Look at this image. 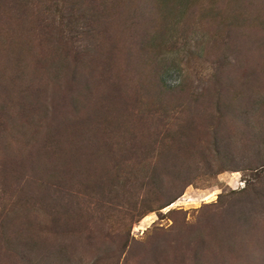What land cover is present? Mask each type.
<instances>
[{
    "label": "rangeland",
    "instance_id": "1",
    "mask_svg": "<svg viewBox=\"0 0 264 264\" xmlns=\"http://www.w3.org/2000/svg\"><path fill=\"white\" fill-rule=\"evenodd\" d=\"M111 5L0 0V264H264L262 8L235 56L211 25L169 23L144 70L114 85L101 67L75 99L50 49L79 46ZM218 55L238 61L232 112L217 110Z\"/></svg>",
    "mask_w": 264,
    "mask_h": 264
},
{
    "label": "trees",
    "instance_id": "2",
    "mask_svg": "<svg viewBox=\"0 0 264 264\" xmlns=\"http://www.w3.org/2000/svg\"><path fill=\"white\" fill-rule=\"evenodd\" d=\"M111 5L117 11L107 20H99L100 24L96 23V19L87 22L86 26L78 33V37H82L85 33L86 37H82L85 41L79 46L75 45L76 37H69L71 45L63 41L64 46L59 44L55 49H50V68L53 66L54 74L52 80L61 81L69 80L73 82L77 89L75 94H82L89 90L88 82L101 67L103 70L113 72V76L117 79L113 81L114 85H121L126 73L130 69L136 68L139 72L144 66L147 57L153 53L150 46L155 43L153 41L162 38L165 34V26L169 23L172 28L187 26L192 23L211 25L215 30V41L219 44L216 46L223 47L228 53L235 54L243 48L248 49L247 41L245 43L237 42L235 36L241 35L247 29L248 22L253 21L255 7L262 8L264 13V0H111ZM249 6V10L247 7ZM101 12V11H100ZM96 11V13H100ZM184 24V25H182ZM246 24V25H245ZM62 41V40H61ZM80 42V41H79ZM58 44V43H57ZM74 45V46H73ZM254 43L252 46H255ZM251 46V47H252ZM57 49V50H56ZM219 61V62H218ZM152 62L146 67L150 66ZM215 67L210 78L216 85L225 83L217 92L216 103L218 112L222 109L227 112H232L235 108V102L239 99L234 91L237 87L233 76L234 69L226 71L228 66L238 65L235 57L226 55H218L216 61L212 63ZM112 84V85H113ZM73 100L76 105L77 100ZM238 108V106H237ZM236 108V110H237ZM43 116L39 115L35 119L34 129H39ZM72 124V121H69ZM38 132V131H37ZM257 193L255 186L240 190L242 193ZM260 193L264 192V189ZM180 194V193H179ZM179 195L165 201L161 207H167L173 203ZM234 202L230 203L233 205ZM144 213H141L143 215ZM126 240V239H125ZM122 245L127 243V240L122 239Z\"/></svg>",
    "mask_w": 264,
    "mask_h": 264
}]
</instances>
